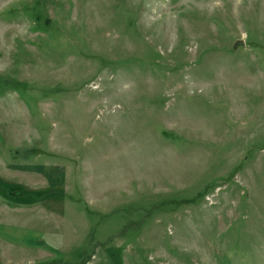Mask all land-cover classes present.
I'll list each match as a JSON object with an SVG mask.
<instances>
[{
  "label": "rangeland",
  "instance_id": "1",
  "mask_svg": "<svg viewBox=\"0 0 264 264\" xmlns=\"http://www.w3.org/2000/svg\"><path fill=\"white\" fill-rule=\"evenodd\" d=\"M0 183V264H264V0H0Z\"/></svg>",
  "mask_w": 264,
  "mask_h": 264
},
{
  "label": "trees",
  "instance_id": "2",
  "mask_svg": "<svg viewBox=\"0 0 264 264\" xmlns=\"http://www.w3.org/2000/svg\"><path fill=\"white\" fill-rule=\"evenodd\" d=\"M15 154L18 156L19 154L22 155L20 150H15ZM0 190H2L4 193H6L9 196H15V197H27L31 196L32 194L25 193L22 190H20L17 187H7L4 184L0 183ZM46 192H42L41 194L38 195V197H45Z\"/></svg>",
  "mask_w": 264,
  "mask_h": 264
},
{
  "label": "water",
  "instance_id": "3",
  "mask_svg": "<svg viewBox=\"0 0 264 264\" xmlns=\"http://www.w3.org/2000/svg\"><path fill=\"white\" fill-rule=\"evenodd\" d=\"M239 43H241V44H242V43H243V41H240Z\"/></svg>",
  "mask_w": 264,
  "mask_h": 264
}]
</instances>
